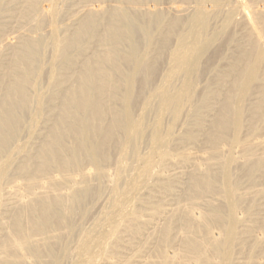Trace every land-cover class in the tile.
I'll use <instances>...</instances> for the list:
<instances>
[{
  "label": "bare ground",
  "instance_id": "bare-ground-1",
  "mask_svg": "<svg viewBox=\"0 0 264 264\" xmlns=\"http://www.w3.org/2000/svg\"><path fill=\"white\" fill-rule=\"evenodd\" d=\"M0 264H264V0H0Z\"/></svg>",
  "mask_w": 264,
  "mask_h": 264
}]
</instances>
